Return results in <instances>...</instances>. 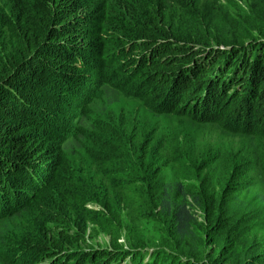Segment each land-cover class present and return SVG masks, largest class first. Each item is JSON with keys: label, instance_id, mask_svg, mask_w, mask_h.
Instances as JSON below:
<instances>
[{"label": "trees", "instance_id": "16d2710c", "mask_svg": "<svg viewBox=\"0 0 264 264\" xmlns=\"http://www.w3.org/2000/svg\"><path fill=\"white\" fill-rule=\"evenodd\" d=\"M39 8L35 26L11 31L15 51H0L3 262L206 264L196 258L199 238L214 243L209 263L223 264L243 234L264 229V0H41ZM96 104L102 119L88 128L106 126L114 149L97 176L118 205L158 223L162 248L121 250L119 210L86 208L72 173L63 176L66 143L89 139L82 117ZM77 206L114 246L90 261L63 237L71 223L83 240L85 219H70ZM48 210L58 235L42 223ZM26 212L41 221L37 230ZM241 264H264V250Z\"/></svg>", "mask_w": 264, "mask_h": 264}, {"label": "rangeland", "instance_id": "374dc122", "mask_svg": "<svg viewBox=\"0 0 264 264\" xmlns=\"http://www.w3.org/2000/svg\"><path fill=\"white\" fill-rule=\"evenodd\" d=\"M40 5L41 0H0L1 52L2 49L5 48L7 51H15V35L11 31L16 29L18 23L31 24L35 26L38 21V15L40 14ZM50 105L52 108H56V104L54 102H52ZM129 105L130 109H134V105L131 103H129ZM101 107L102 105L99 104L93 105L92 109L89 111V114L82 117L84 127H86V130L89 133V139L86 140L81 138L77 141L75 140L71 143H66V158L64 161L65 167L63 170L67 169L70 172H65L63 176L68 180L67 176L72 173V180L75 184V190L73 191L77 192L76 194H79L77 195L79 199H85L84 206L86 208L92 210L102 209L101 204H105L110 209H114L115 211H117V209L119 210V213L121 214L122 225L124 226L122 230L123 233L121 232L119 234L120 237L117 238V243L121 250L127 251L128 254L130 251L132 253H136L139 248L141 251L145 249L149 251L150 249H155L157 247L162 248V246H160L159 239L163 238L164 233L161 232V228L158 226V223L147 214L135 215L123 204L118 205V202H116V197L113 195L110 196V194L104 190V183L102 184L100 177L98 178L97 176L99 172L104 178V173L108 172V164L104 158L111 153L109 149L114 150L112 147L113 143L109 140L108 136L104 135L106 134L104 131L107 130L106 126H102L100 128V132L99 130H92L88 128L90 125H92L93 121H96V119H102V115L98 112L100 111ZM102 111L106 112V109L104 108ZM120 111L121 106L118 102H116L115 107L111 110V112H109L110 118L117 122ZM57 112H59L60 115H65L67 113L64 106H62V103L60 104V110ZM103 127H105V129H103ZM110 169L111 168H109V170ZM115 169L116 168L110 171L113 172ZM122 171L124 173L126 172L125 169ZM75 210L76 212L70 216V219L73 217V220L79 222L84 218L86 221L84 224L86 223L88 226L83 234V240H78V238L77 240H74L76 237L72 235L73 226L71 223H69V228L65 233L66 236L63 235V237H65L68 241L66 244L68 247L71 249H76L78 246L83 248V254H88V261H90L91 256L94 253L100 254L101 252L108 251L109 248L114 247L112 246L113 244L111 242V235L102 231L98 225L90 223V219L86 218L87 215L91 216L89 213L80 212L81 210L78 208V206ZM128 210L129 212L127 213ZM52 212L53 210H48L45 212L44 216L47 219L42 221V223H44L46 226L54 228L52 234L58 235L60 232L56 229L57 223L53 222L54 218L52 215L54 214H52ZM193 215L196 218L194 224L196 226L197 233H199L200 227L203 224L201 211L195 208ZM26 217L30 228L37 230V227L41 225V221L38 218H32V214L30 212H26ZM4 225L7 226L8 221H5ZM126 239L129 241H126ZM127 242H134L136 245L132 246L129 244L131 246H128ZM161 243L164 244V242ZM197 246L199 248L196 258H198L200 262L211 264L209 263V260L213 255L212 250L214 249V243L209 242L208 240L202 241L198 238ZM29 247H32V245L29 244ZM29 247L26 246V249L24 250H34L29 249ZM166 247H164V251L169 249ZM263 250L264 229L251 228L234 243V245L229 250L227 260L223 264H241L243 260L248 258L251 254ZM125 254L126 252L119 256V260H123L122 262L127 259ZM149 254V252L143 253L144 261ZM110 256L112 255L107 253V257ZM37 258L38 261L36 264H46V261L48 260V258ZM99 262H101V259L97 261V263ZM0 264H6V262H3L0 258Z\"/></svg>", "mask_w": 264, "mask_h": 264}]
</instances>
